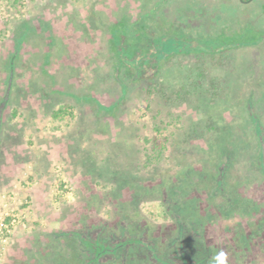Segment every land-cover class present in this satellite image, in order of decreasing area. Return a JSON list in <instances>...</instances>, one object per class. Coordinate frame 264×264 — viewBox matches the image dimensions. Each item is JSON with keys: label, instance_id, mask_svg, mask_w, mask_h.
I'll return each instance as SVG.
<instances>
[{"label": "rangeland", "instance_id": "rangeland-1", "mask_svg": "<svg viewBox=\"0 0 264 264\" xmlns=\"http://www.w3.org/2000/svg\"><path fill=\"white\" fill-rule=\"evenodd\" d=\"M263 4L0 0V264H81L99 228L137 240L99 264H264Z\"/></svg>", "mask_w": 264, "mask_h": 264}, {"label": "trees", "instance_id": "trees-1", "mask_svg": "<svg viewBox=\"0 0 264 264\" xmlns=\"http://www.w3.org/2000/svg\"><path fill=\"white\" fill-rule=\"evenodd\" d=\"M13 1L16 2L17 0H13ZM262 7H263V10H264V4L262 5ZM136 39H138V38H136ZM224 42L225 43H228V44H225L223 46V47H226V48L227 47H230L231 45L234 44L233 42L232 43H229L228 39L225 40ZM243 43L244 44H247L248 42H245V40H244ZM240 44H242V43H240ZM219 48H221V47H219ZM162 52H163V54H161V55L164 56L165 53H164V51H162ZM163 56H161V57H163ZM151 57L153 58L155 56H151ZM134 59L137 60V58H134ZM191 70L193 71V69H191ZM199 75H203V71L201 69L197 68V71L195 70V75H193V73H192V75H190L188 77L187 76L186 77L184 76L183 77L184 80L190 81V82L192 81L193 82L192 84L189 83V85H186L187 87H190V84H191L192 85L191 86V89H187V87L180 85V89L178 91H175V93H174V95H175L174 98H176V99L179 98L181 100H185L186 101V100H189L188 97L194 96V94L195 93L197 94L198 91H199L200 92V95L197 98H199L198 100H200V101H198V104H196V106H195V107H197V110L202 109L201 105H202L203 101H201V100H205V101L207 100V99H204V98H206V97L209 98V101H206V102L204 101V102L207 103V104H210V105H213L214 102L216 100H218V98H219L218 91H214V88L217 87V85H216V82L213 81V80L210 82V86L212 87L211 92H207V94H205V93H203L204 90H202V89L199 90L200 83L198 81H201ZM160 87H162V86H160ZM158 92L164 96V99L166 101H168V100L171 99V98L169 99L168 96H166V94H165L164 91H162V90L159 89ZM190 99H191V97H190ZM247 102L248 101L246 100V103ZM216 106L214 105L213 107H210V110H212L210 114L207 113V111H209V109L204 110V112H205L204 114L211 121V126H209L211 129L215 127V124L212 121L214 119L219 120L218 117H216L217 116L216 115V109H217ZM249 108H250V106H248V103H247V109H249ZM213 110H215V111H213ZM65 111H66L65 107H59L58 109H56L55 111H53L52 116H53V118H60L61 115L63 113H65ZM192 128H194V127H192ZM188 131L189 132L190 131L194 132L195 130H193V129L190 128ZM166 139H167V137H164V139H163L164 141H160L158 139H154L153 140V147L151 149L153 153L151 155V154H148V152H146V160H145V163H144L145 166L153 163L154 161H158L160 159V157L163 154V150L166 147L165 146ZM117 172H119V171H117ZM223 176H224V173L223 172L219 173L220 179H222ZM135 177H137V175H135ZM206 178H207V175L205 173H203V175H201V180H206ZM220 179H219V181H222ZM124 182L126 183L127 181H124ZM124 182H123V180L117 181V184L115 185V187H113L114 188L113 189V192L116 193L118 190L122 189L123 188V185L125 184ZM79 235H81V234L79 233L78 236ZM72 236H73V239H74V235H72ZM84 236H86V235H84ZM82 240H83V242L85 244V248H87L86 251L87 252L90 251L93 254V256L88 259L87 254L84 255L83 256V259H81V261H82L81 264H99V259L100 258H103L105 256H119V251H121L123 249V248L120 249V246L125 245L126 242H127L126 244H128L129 241L130 242L132 241L130 244H134L135 242L137 243V240L134 241L135 240L134 238H126L124 244H123V242H121L122 240H120V242L116 241L115 243H112V241L107 238V235L104 232V229L103 228H99V230L98 231H95L94 234L92 233L91 235H87L85 237V239H84V237H82ZM187 245H188V250L192 251L194 256L199 257L198 255H200V257H202L201 254H200V248H199V246H197L193 241H191V240L187 241Z\"/></svg>", "mask_w": 264, "mask_h": 264}, {"label": "built area", "instance_id": "built-area-1", "mask_svg": "<svg viewBox=\"0 0 264 264\" xmlns=\"http://www.w3.org/2000/svg\"><path fill=\"white\" fill-rule=\"evenodd\" d=\"M9 232L8 225L4 222V220H0V232Z\"/></svg>", "mask_w": 264, "mask_h": 264}, {"label": "clouds", "instance_id": "clouds-1", "mask_svg": "<svg viewBox=\"0 0 264 264\" xmlns=\"http://www.w3.org/2000/svg\"><path fill=\"white\" fill-rule=\"evenodd\" d=\"M215 259L218 261V264H224L225 254L223 252H220Z\"/></svg>", "mask_w": 264, "mask_h": 264}, {"label": "water", "instance_id": "water-1", "mask_svg": "<svg viewBox=\"0 0 264 264\" xmlns=\"http://www.w3.org/2000/svg\"><path fill=\"white\" fill-rule=\"evenodd\" d=\"M6 97H7V96L4 97L3 102L6 100ZM2 104H3V103H2ZM0 110H1V107H0Z\"/></svg>", "mask_w": 264, "mask_h": 264}]
</instances>
